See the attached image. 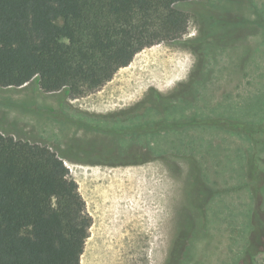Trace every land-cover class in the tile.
<instances>
[{
	"label": "rangeland",
	"instance_id": "1",
	"mask_svg": "<svg viewBox=\"0 0 264 264\" xmlns=\"http://www.w3.org/2000/svg\"><path fill=\"white\" fill-rule=\"evenodd\" d=\"M176 7L189 16L182 37L191 41L188 49L176 44L180 41L145 48L94 93L77 99L67 98L64 92L46 94L38 89L36 79L20 88H0V132L49 146L78 185L90 218L80 264H168L171 252H182L183 243L186 257H178L176 264H227L229 259L231 264H239L247 246H259L261 253L253 263L264 264L260 249L264 234H257L254 223L250 230L247 215L253 201L246 189L236 188L246 182L244 173L236 168L235 161H242L233 152L240 137L204 126L217 120L215 114L238 122H264V0H202ZM201 24L205 36H201ZM200 46L203 74L199 73L197 78L202 79L194 91L200 97L192 103L190 94V101L185 102L176 97L177 91L197 70ZM205 81L211 83L203 91ZM149 88L168 98L163 102L167 105L161 112L163 121L156 126L159 133L140 135L142 130L135 122L142 121L141 117L93 122L101 129L130 123L132 131L124 139L109 143L118 145L124 155L129 153L126 145L141 150L150 147L160 157L138 166L83 163L85 152L98 155L109 138L105 135L102 142L98 131L85 129L87 121L78 112L128 109ZM153 118L158 115L153 113ZM150 123L147 118L146 124ZM231 127L241 128L237 124ZM253 135L259 145L254 153L249 141L247 146L260 171L255 181L262 182L258 195L264 205V134ZM207 139L214 144L220 140L224 146L210 156L202 155L211 151ZM130 156H135L134 150ZM193 160L203 171L199 173ZM259 219L257 214L254 222H262L264 229V221ZM178 235L180 244H175Z\"/></svg>",
	"mask_w": 264,
	"mask_h": 264
},
{
	"label": "trees",
	"instance_id": "2",
	"mask_svg": "<svg viewBox=\"0 0 264 264\" xmlns=\"http://www.w3.org/2000/svg\"><path fill=\"white\" fill-rule=\"evenodd\" d=\"M192 1L202 0H0V88L36 79L46 94L94 93L145 48L188 49L189 16L176 5ZM89 227L63 160L0 132V264H80Z\"/></svg>",
	"mask_w": 264,
	"mask_h": 264
},
{
	"label": "flooded vegetation",
	"instance_id": "3",
	"mask_svg": "<svg viewBox=\"0 0 264 264\" xmlns=\"http://www.w3.org/2000/svg\"><path fill=\"white\" fill-rule=\"evenodd\" d=\"M206 26V24H205ZM263 27H264V23H263ZM240 30V28H237ZM200 31L202 32L201 36H205L207 34L205 27H203V25L201 24L200 27ZM206 43V42H205ZM203 43V47L209 43L207 42L206 44ZM178 46L182 47V44L177 42L176 43ZM205 44V45H204ZM261 44V43H260ZM256 49H258V45L256 44ZM255 46L253 47V49L255 48ZM262 46L263 43H262ZM201 47V53H198V59H197V70L196 71H192L190 73V77H192V83L189 86H185L184 84L186 83H182L179 84L181 86H183V89L178 90L177 92H179L178 95H176V97L179 98V96L183 97V99L185 101H192L196 102V100L198 101L200 97L198 94H194L195 91V87L198 85V81L201 80L202 78L198 79L197 77L199 76V73L201 72V74H203V64H201L203 62V58H204V54H203V48ZM199 47V48H200ZM222 48V46L220 47ZM259 50V49H258ZM262 50V49H261ZM262 52V51H261ZM250 53V50L249 52ZM263 53V52H262ZM250 56V54L248 55ZM250 58V57H249ZM201 69V70H200ZM242 75L243 73H245V71L240 72ZM209 78V76H208ZM208 78H206V80H208ZM210 83L211 82H204V88L203 91L206 90L209 86L210 87ZM179 88V86H178ZM202 91V92H203ZM192 95L190 100L187 96ZM222 96L223 99H226L225 96L223 97V94H220ZM167 97L161 96L159 93H157L156 91H154L153 89L149 88L147 93L136 103L132 104L128 109H119L115 112L112 113H99V114H90L88 112H81L79 111L78 113L85 117V125L84 128L87 130H91V131H98L99 134H101V141L104 142V138L106 139L107 137L105 135L108 136L109 140H107V144L103 145L104 148H102V150H100L97 154H88L87 152H85V154L83 155V163H88V164H100V165H105L108 167H119V166H138V165H143L146 164L148 162H150L151 160H153L154 157L158 158L160 156H157V154H154L153 152H151L148 149H137L134 148L133 146H126L125 148H127L128 150V154L124 155L123 153H120V150L118 145H113L110 143H114L117 140H120L119 138H123L125 137V135L129 132L132 131V126H129V124H124V125H117L115 127H111V126H107L104 129L99 128V126H97L95 123L96 122H100V121H105V122H114L115 120H120L125 122L126 120H131L132 117L135 118H139L141 117V119H143L142 121H138L135 123H139L138 127L140 130H142L141 132H139L140 135H144V133H151V134H157L159 133V128H156L157 123H160L161 121H163L162 116H161V112L163 111V107H167V105H165L163 102ZM229 100V99H226ZM157 114L158 118L156 119H152V114ZM151 115V118L149 117ZM96 118V120H95ZM147 118L150 120V124H146V120ZM217 120H215V122H210L208 124H205L204 126H207L208 129H214L215 131L218 132H224V133H228V134H235L238 135L240 137V142L237 146H235V148H233V152H235V157L234 158H239L240 156H242V162L241 164H238V161H235L237 163L236 168L239 170H241L245 177H246V182L245 183H240V185L237 184V190H240L243 188V186L245 184H249V188L251 190L252 196L254 198V206H253V218L251 221V230L253 229V225L256 224L257 225V234L262 235L263 234V228L261 224L262 222L255 223V218L257 216V214L260 216L259 221H262L263 217H264V205L263 203H261V199L259 197V192L258 190L262 187V182L261 181H255L258 180V174L260 173V171H258V167L255 164V155H253L252 153H254V148L256 145H259L260 141L259 139H257L255 137V135H253L254 133H259L261 132V134H264V122H258V123H254V121H249L248 119H246V121L243 122H238L236 119L237 118H229L223 114H215V117H213ZM90 119H92V122H89ZM145 119V120H144ZM212 118H208L206 120H211ZM96 121V122H93ZM257 122V121H256ZM237 124L238 126H240L241 128H237L234 129L231 127V125L233 124ZM112 125V124H111ZM150 125V126H149ZM245 127V128H243ZM151 130V131H148ZM209 144V146H211V151L210 154L204 153L202 155H208L210 156L213 152H215L217 149H221L223 145V143H221L220 140H218L217 143L214 144V140L213 141H208V139L206 140ZM248 141L250 142V146L252 148L251 152H249L247 143ZM110 142V143H109ZM210 142V143H209ZM122 148V149H125ZM134 148V149H133ZM132 150H134V154L135 156H130L132 154ZM99 153L105 154L106 156H102ZM201 155V156H202ZM197 158V157H196ZM195 164H197V162L195 160H193ZM197 166L199 167V173L201 171H203L202 169V165H200L199 163L197 164ZM222 168V167H221ZM230 170L229 168L227 169V171ZM250 175V176H249ZM254 179V181H253ZM235 188V190H236ZM208 189H210L208 187ZM230 189H233V186L230 187ZM202 191V190H201ZM257 191V192H255ZM206 192V191H205ZM256 193V195H255ZM213 194V193H212ZM211 194V196H212ZM210 196V197H211ZM258 198V201H256ZM206 200V197L202 199L201 204L203 203V201ZM210 200V198H209ZM262 207V209H260L262 212L258 213L257 209L258 207ZM202 208V207H201ZM254 223V224H253ZM253 224V225H252ZM230 228V227H229ZM230 230H229V234H230ZM183 245H185L183 243ZM182 245V252H180L179 250V259H184L186 257V249H184ZM259 246H247V247H243V250L241 252V260L239 264H254V258L256 255H258L259 253H261L258 250ZM264 247H260L261 251ZM230 249V248H229ZM188 254V253H187ZM181 256V258H180ZM225 263V261H224ZM227 264H231L230 259H229V263ZM238 264V263H236Z\"/></svg>",
	"mask_w": 264,
	"mask_h": 264
},
{
	"label": "crops",
	"instance_id": "4",
	"mask_svg": "<svg viewBox=\"0 0 264 264\" xmlns=\"http://www.w3.org/2000/svg\"><path fill=\"white\" fill-rule=\"evenodd\" d=\"M238 159L242 160V156H240ZM240 171H241L240 169H239V171H238V169H237V172H240ZM248 185H249V184H247V185L245 184V185L243 186V188L246 189V190L248 191V193H250V197H248V198H250V200L252 199L251 201H253V204H254V198H253V196H252L251 190H250V188H249ZM258 192H259V190H258ZM253 204H252V205H253ZM247 212H248L247 215H248V219H249V221H250V230H251V227H252V226H251V221H252V218H253V208L250 207V208L248 209ZM262 219H263V218H262ZM262 221H264V219H263ZM262 228H263V226H262ZM262 230L264 231V229H262ZM263 234H264V232H263Z\"/></svg>",
	"mask_w": 264,
	"mask_h": 264
},
{
	"label": "bare ground",
	"instance_id": "5",
	"mask_svg": "<svg viewBox=\"0 0 264 264\" xmlns=\"http://www.w3.org/2000/svg\"><path fill=\"white\" fill-rule=\"evenodd\" d=\"M168 86H170V85H168ZM166 87H167V86H166ZM166 87H165V88H166Z\"/></svg>",
	"mask_w": 264,
	"mask_h": 264
}]
</instances>
